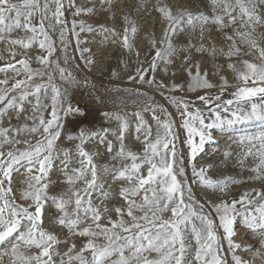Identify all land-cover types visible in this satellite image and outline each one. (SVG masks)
<instances>
[{"label": "snow or ice", "instance_id": "6c2138e0", "mask_svg": "<svg viewBox=\"0 0 264 264\" xmlns=\"http://www.w3.org/2000/svg\"><path fill=\"white\" fill-rule=\"evenodd\" d=\"M117 2L99 0L98 8H87L78 0H0V43L21 50L19 60L0 67V264H250L237 255L241 245L233 237L239 220L264 249V32L258 33L264 28V0H207L211 15L183 9L173 14L168 6L157 8L166 24L160 47L147 68L140 65L127 79L149 85L161 95L169 93L165 99L177 109L180 127L186 132V154L176 147L175 122L157 115L171 116L165 108L144 92H132L138 110L132 112L135 120L130 121L125 111L127 90L113 83L99 93L98 82L87 75L94 61L84 55L92 49L80 47L89 43L81 39V33L102 29L105 39L113 38L139 58L133 43L138 29L130 13L122 16L121 31L75 19L101 10L113 12ZM69 11L71 22L66 19ZM185 31L187 42L173 43ZM54 33L65 54L72 43L69 37L75 38L84 75H74L64 66L67 55L64 64L55 58ZM206 39L210 47L205 46ZM156 43L153 37L151 46L155 48ZM35 49L39 51L31 56L30 50ZM174 59L179 65L172 70ZM221 59L227 63L216 64ZM33 62L38 67L33 68ZM225 68L236 74L238 82L229 99H223L231 87L221 74ZM158 70L169 83L156 79ZM180 75L185 80L176 83ZM210 76L219 77V84L212 83ZM184 83L188 92L217 91L198 95L202 107H197L172 95L183 92ZM77 88L87 89L89 95L97 93L92 95L94 102L109 106L110 101L116 111L103 112L109 124L97 131L69 134L67 140L77 143L61 149L58 141L65 123L81 114L70 96ZM141 101L143 108H139ZM144 112L152 113L155 128L145 120ZM133 123L137 147L126 143ZM214 134L226 141H217ZM227 140L231 143L223 152L225 162L234 159L242 171L252 173L248 180L213 179L208 168L197 166V157L210 154L205 152L206 145ZM90 141L93 148L106 145V163L95 162L100 153L86 148ZM232 143L239 146L238 153L232 151ZM186 159L193 181L221 194L210 211L195 197ZM249 159L253 164L246 166ZM54 171L60 173V180L51 179ZM14 173L26 178V187L19 190L21 203L13 194ZM250 182L262 187L227 198L232 185ZM113 184H117L114 192ZM46 220L50 227H45ZM225 240L230 259L223 254ZM242 250L264 264V251Z\"/></svg>", "mask_w": 264, "mask_h": 264}, {"label": "rangeland", "instance_id": "374dc122", "mask_svg": "<svg viewBox=\"0 0 264 264\" xmlns=\"http://www.w3.org/2000/svg\"><path fill=\"white\" fill-rule=\"evenodd\" d=\"M78 3L87 8H98L99 0H78ZM168 6L172 9L173 14H177L181 9L186 10L191 13L203 12L207 15H211V12L207 5V0H118L116 3V7L113 12H104L97 11L95 15H84L80 17H76L77 20H82L84 23L91 25L93 27L103 26L109 29L115 28L117 31L122 30V16L125 13L131 14V19L136 22L137 33L133 39L134 43V52L139 54V58L133 54L128 53L124 48L120 46L118 43L113 42V38L105 39V34L102 29H100L96 33H81V39L84 41H89V43L81 44L80 47L83 48H91V53H84L85 56L93 59L94 63L90 66L91 71L87 72L89 79L97 81V88L99 89V93L104 92L105 87H111L113 83L116 84L117 87L126 89L129 95L128 107L125 111L129 114V120L134 121L135 118L131 115L133 111L138 110L137 106L132 102L131 93L135 91H141L146 93L149 97H151L156 105H161L163 108L167 110L168 113H171V116L165 117L157 112V115H160L161 119H170L174 121V130L178 133L179 139L176 140V147L179 153L186 154L187 153V145L184 142L186 137V132L183 128L180 127L181 117L177 112V109L174 105L171 104L170 101L165 99V96L169 95V93L165 92L161 95L158 90L150 87L149 85H140L135 81H129L127 76L129 73L135 75V70L140 65H143L147 68V65L150 61L153 60L155 56V51L160 47V40L164 34L166 24L162 21L160 13L157 11L158 7ZM113 14L115 18H113ZM66 19L71 22L73 19L71 11L66 13ZM209 27H213L209 25ZM229 34H231V29H228ZM264 32V28H259L258 33ZM216 35L217 40H219V35ZM208 36L207 31L205 32V37ZM156 40V47L153 48L151 46L152 38ZM189 37V33L185 31L178 39L174 38L173 43H177L178 40L180 42L186 43ZM53 38L57 41V52L55 53V58L59 59L62 64H64L65 55L68 57V62L65 67L69 70L73 71L74 75H84V61L80 59V52L76 49L75 46V38L69 37L72 40V43L68 47L67 53L63 51L62 47L59 44V36L57 33L53 34ZM206 47H210L207 39L204 41ZM218 46H222L219 45ZM264 46V45H262ZM38 49L30 50V55L35 56ZM194 51V50H193ZM21 50L18 47H14L8 45L6 43H0V67L5 66L7 63H15L16 60L21 58L20 55ZM15 58H13V54ZM196 59L201 60L204 59L200 55L195 56ZM244 59H252L251 57H243ZM256 63H260L259 60L255 61ZM226 64L227 62L224 60H217L216 64ZM80 65V68L76 66ZM179 65V60L174 59L173 65L171 66L172 70H175L176 66ZM209 64L205 63L204 67L209 68ZM213 64L211 67H215ZM32 67L36 68L38 65L33 62ZM115 74V75H113ZM222 75H226L228 79L229 87L223 96V99L231 98V93L235 90L237 86L236 74L230 70L225 68V70L221 73ZM149 75H152L149 72ZM156 79L161 80L164 79L165 83H169L170 81L165 79V74L162 70H158L156 73ZM119 78V79H118ZM147 78V77H146ZM210 81L214 84H219V77H209ZM185 80V75H180L176 78V83H183ZM184 91L172 93V95H176L178 98L184 97L185 99L190 100L197 107H202V102L196 99L198 95H204L206 92H211V94L215 95L217 89L212 90H199L197 92H188L187 84L184 83ZM92 95H97V93H93ZM92 95H89L87 89H74L71 91L70 96L74 106H78L81 109V114L69 117L68 122L65 123L64 132L62 133L61 139L58 141V145L61 149L73 148L77 141H68L67 136L69 134L75 136L78 135L81 131H97L103 126H107L109 124L108 121L105 120L103 116V112L105 111H116L115 108H110L111 102L109 101V106L101 105L97 102H94L92 99ZM144 103L141 101L139 108H143ZM145 120H147L153 128H155V120L152 119L151 112L143 113ZM111 126L115 127V122H111ZM252 131H256L253 129ZM135 135V126L134 123L132 127L129 129V133L126 136V143L130 146L137 147L136 142L133 137ZM215 135V134H214ZM111 139V136L108 137ZM215 139L217 141H226V138L223 136L215 135ZM231 140H227V142H222L219 145H206L205 152L210 153L205 155L201 154L203 157H197V166H205L209 169L208 175L213 179L232 177L239 180H248V178L252 175V173L247 171H242L241 167L236 164L234 159H229L225 162V158L223 156V152L229 148ZM93 142L90 141L86 148L93 152H99L100 154L95 157V162L97 164H104L108 160V153L106 152V145L96 144V147H92ZM232 151L238 153L240 151L239 146L234 143L231 144ZM253 161L249 159L246 162V166H251ZM185 170L188 176V181L193 184V191L196 199L205 205V211H210V205L216 204L220 202L221 194L213 193L211 190L205 189L203 186L196 184L193 181L191 175V166L188 164L187 159L185 160ZM23 173V170H22ZM51 179L53 181L60 180V173L58 171H54L51 174ZM118 183V182H117ZM26 187V178L24 174H15L13 175L12 180V189L13 194L15 195V199L18 203H21L20 199V191L21 189ZM262 187L261 183L250 182V183H241L232 185L230 187L231 196L227 197L238 198L245 190L257 189L259 190ZM117 188V184L112 185V191L114 192ZM94 202L99 204L100 201L96 199L95 195L93 197ZM107 206L111 207V201L106 202ZM239 207V206H238ZM115 216L114 213H110ZM170 215L169 213H165L167 217ZM45 227H50L45 222ZM222 231V230H221ZM235 243L241 245V250L237 251V255H239L243 260L249 261L250 264H261L260 260H252L251 255L246 253L242 249L244 248H253V249H261V245L258 239L253 238L251 234V230L240 225L239 220L237 221L236 226V235L233 237ZM78 245L81 243L80 239L75 241ZM225 252L224 255L228 256L230 259L231 253L227 252V242L222 241ZM64 249L62 248L61 251Z\"/></svg>", "mask_w": 264, "mask_h": 264}]
</instances>
